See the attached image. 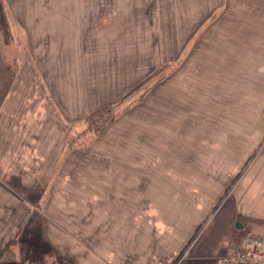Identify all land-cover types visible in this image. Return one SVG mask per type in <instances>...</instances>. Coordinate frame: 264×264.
<instances>
[{
  "label": "rangeland",
  "instance_id": "374dc122",
  "mask_svg": "<svg viewBox=\"0 0 264 264\" xmlns=\"http://www.w3.org/2000/svg\"><path fill=\"white\" fill-rule=\"evenodd\" d=\"M13 1L14 7L10 10L5 0H0V100L10 91L14 93L10 87L15 85L17 78L26 82L25 73H21L18 67L16 69V64L25 58L28 61L27 33L34 39L35 50L41 51L43 46L48 50L47 43L41 41L42 37H48L51 38V54L59 49L82 51L79 68H83L84 85L97 91L96 95L82 91L84 97L96 101L93 104L96 107L93 106L87 115L74 122L60 120L59 131L64 134L57 154L51 155L53 166L65 160L89 163L88 151L96 137L105 136L106 141L115 145L123 138L114 131L123 129L132 135H147L151 144L154 143L153 137L160 132H180L184 137L186 133H195V140H198L195 147L202 148V154L198 152L196 157L209 166L214 162L218 167L212 171L219 177L225 171L231 173L232 168H220L218 164L233 167L241 163L244 166L241 174L251 162L264 155V63L260 65L259 73H254L256 67L251 66L257 61L253 58L256 51L264 54V0H228V9L221 7L218 11L217 8L198 9L192 5L203 0H67L66 10H63V0ZM97 1L104 5L110 3L107 8L100 4L96 9L93 3ZM42 4H48L49 9H42ZM158 5L163 8L151 10ZM135 6L142 7V10L135 11L138 8ZM143 14L147 16L143 17ZM163 50L169 51L168 59L154 65ZM145 52L152 53L153 60H147V68L151 70L138 79L140 73L132 60ZM115 54L129 64L125 76L130 85L121 89L120 95L114 88L113 71L109 72L106 64L107 59L117 60ZM53 60L54 57L50 62ZM250 67L254 68L253 73ZM232 71L243 73L237 77ZM139 83L142 85L135 89ZM29 107V113L33 112V107ZM235 107L242 115V122L237 123L229 115ZM51 109L53 127L56 110ZM208 129L219 131L215 137H206L202 144V131ZM129 146L135 148L132 139ZM150 147L148 145V149ZM204 147L207 151L203 150ZM76 151L82 154L73 155ZM161 155L169 156L168 153ZM150 160L147 159L144 178L148 185L139 183L138 172L144 170H140L143 165L135 156L130 178L114 172L116 185L120 188L116 194L125 199L120 203L115 201L112 208L107 209L113 216V225L107 226L108 229L105 227L110 231L107 235L112 238V243L102 252L116 260L122 251L119 249L121 245L126 253L130 248L129 255L133 252L140 255L141 263L152 262L149 254L158 252L162 256H158L155 262L159 263L168 261L175 247L179 246L170 264H223V258L229 252L219 259L220 242L225 238L223 231L229 225L238 228L231 223V201H226L224 194L231 192L238 178L232 183L228 181L230 187L203 222L193 228L188 224L180 225L178 238L171 240L172 222L177 220L176 217L181 222L182 218L175 216L174 212L166 215V205L154 202L157 171ZM201 172L211 173L210 169ZM186 197L190 199L188 195ZM186 197L180 203V214L186 210ZM190 220L196 224L198 218ZM61 224L52 222L46 214L44 217L35 215L31 223L32 234H21L10 241L9 252L1 255L0 262L9 257L12 260L2 264H74L73 257L58 250L42 236L41 230L55 231L61 236V245L73 248L77 245L88 251L92 248L91 244L89 246L90 235L86 226L83 234L80 228L76 233L72 222L69 233H65ZM244 234V241L240 239L235 243L240 248L243 242L260 238L252 231ZM154 244L159 248L155 252ZM204 244L212 249L213 257L196 259L195 256L206 247ZM100 245L105 246L104 243ZM146 245L152 249H143Z\"/></svg>",
  "mask_w": 264,
  "mask_h": 264
},
{
  "label": "crops",
  "instance_id": "0c3cea01",
  "mask_svg": "<svg viewBox=\"0 0 264 264\" xmlns=\"http://www.w3.org/2000/svg\"><path fill=\"white\" fill-rule=\"evenodd\" d=\"M205 1H197V4L193 3L192 5L199 7L198 9L217 8V11L221 7L225 10L228 9V0H207L206 5ZM5 2L12 10L14 1L12 0L11 3L10 0H5ZM63 2V10H66L68 8L67 0H63ZM220 2L223 4L217 7L212 5H217ZM109 3L104 5L97 1L93 3V7L97 9L100 4H103L107 8ZM186 3L189 4L188 1ZM49 7L48 4H42V9H49ZM135 7H138L135 8V11L142 10L140 6ZM71 8L75 9L74 6ZM161 8H163L162 5H158V8L151 10ZM135 15L138 16L137 13ZM144 16L147 15L143 14ZM27 37L28 61L25 58L16 64V69L18 67L21 73H25L26 82L17 78L14 81L15 85L10 87L14 93L10 91L0 100V261L2 254H8L7 247L10 241L21 234L26 236L32 234L31 223L34 216L44 217L46 214L52 222L57 224L62 222L60 226L64 227L65 233H69L72 222L75 224L76 233H78L77 228H80V233L83 234L84 227H87V234L90 235L89 246L92 245V248H88L89 251L77 245L75 248L71 245H61V236L55 231L52 232L47 228L41 230L42 236L48 238L49 242L54 244L58 250L73 257L74 264H170V260H173V256L179 251V246L175 247L172 257L167 258L168 261L159 263H156L155 259L162 255L155 252V250H159L155 244V253L149 254V259L152 262L141 263L140 255L137 256L135 252L129 255L130 248H127L128 253H126L121 245L119 249L122 251L116 260L102 252L107 249L109 243H112V238L107 235L110 233L107 231V226L113 225L111 218L113 216H110L107 209H111L112 203L115 201L120 203L125 199L116 194V191L120 192V188L116 185L117 178H114V172L116 175L123 173V177L130 178L131 169H134V166L132 167L134 156L143 165V167L140 166V170L143 168L144 172H138L140 185L149 184H145L144 179L149 158L154 167L151 166L157 171L155 172L156 177H154L156 182L154 183V202L157 201L162 206L166 205L164 211L166 215L168 212H174L175 216L182 218L181 222L177 217V220L172 222L171 240L178 238L180 225L188 224L193 228L194 225L196 227L203 222L216 203L221 200L224 191L226 193L227 188L231 185L229 183H232L235 178L238 179L230 190L231 192L224 194V199L226 201L230 199L233 216L231 223H235L239 227L231 228L229 225L223 231L225 238L220 242L222 251L219 259L229 250L240 248L235 243L240 239V241H244L245 231H252L257 237H260L259 239L264 240V155H260L251 162L241 174L239 173L244 167L241 163L233 167L218 164L220 168H234L230 169L231 173L228 174L225 171L223 176L219 177L218 173L212 171L218 167L214 162H210L209 166V163L200 161L196 157V153L202 154V148L195 147V144L198 145L195 133H186L184 137L180 132H170L169 130L160 132L153 137L154 143L151 144L146 138L147 135H132L128 130L123 129L114 131L120 138H123L122 141H116L115 145L106 141L105 136L98 135L88 151L89 163L65 160L63 163L58 162L56 166H53L51 155L57 154L64 134L59 131L60 120L67 123L74 122L87 115L90 110L96 107L93 105L96 101L92 97H84L85 94L82 91H89L94 95L97 94V91L95 88L88 89L84 85L86 83L83 68H79L82 51L68 52L66 49H59L51 54V38L48 37L46 39L42 37L41 40L43 43H47L48 50L44 46L41 51L35 50L34 44H32L34 39L28 33ZM74 45L77 47V43L74 42ZM256 52L253 58H256L257 61L251 64L256 67V70L250 67L251 73L253 70L254 73H259L258 69L264 63V54L260 55L259 51ZM169 55V51L163 50L161 54H158L154 65L161 64L164 59H168ZM115 56L117 60L107 59L106 64L109 72L113 71L116 83L114 88L120 95V92L123 91L121 89L130 85L125 76L129 64L127 61L124 62V58L118 59L117 54ZM52 57L54 60L50 62ZM148 59L153 60L152 53L145 52L142 56L132 60L137 64V73H140L137 76L138 79L151 70L150 67L147 68ZM232 72L235 73L234 75L237 74V77L243 73ZM176 79L179 80L177 75ZM125 82L127 84H124ZM237 96L243 98V96ZM29 106L33 107V112L29 113ZM51 107L56 110L53 127L51 126V114L54 113H51ZM229 115L237 123L242 122V115L236 111V107ZM217 131L219 130H203L202 144L206 137H215ZM245 137L249 138L246 135ZM131 139L135 145L134 149L129 146ZM148 145L151 146L149 149ZM203 150L207 151L205 147ZM253 151L254 149L251 150V153ZM163 153H168L169 156L163 157L161 155ZM72 154L82 153L76 151ZM179 158L185 161H180ZM203 169H210L211 173L201 172ZM121 191L124 192L125 189ZM186 195L190 197L189 200ZM185 197L188 204H186V210L180 214V203L185 200ZM150 198L152 200V197ZM124 207L128 208L125 205ZM145 207H147L146 204ZM194 217L198 218L196 224L193 220ZM42 224L44 225V222ZM191 227L190 230H192ZM22 239L21 237L20 242ZM247 242L249 241L243 242V246ZM103 243L105 246L100 245ZM206 245L204 244V247ZM210 246H212L211 243ZM143 249L151 250L152 248L146 245ZM195 257L208 260L213 257V251L209 246H206ZM11 260L9 257H5L0 263Z\"/></svg>",
  "mask_w": 264,
  "mask_h": 264
},
{
  "label": "built area",
  "instance_id": "2783aa9c",
  "mask_svg": "<svg viewBox=\"0 0 264 264\" xmlns=\"http://www.w3.org/2000/svg\"><path fill=\"white\" fill-rule=\"evenodd\" d=\"M223 264H264V240L255 238L242 248L229 250Z\"/></svg>",
  "mask_w": 264,
  "mask_h": 264
},
{
  "label": "trees",
  "instance_id": "16d2710c",
  "mask_svg": "<svg viewBox=\"0 0 264 264\" xmlns=\"http://www.w3.org/2000/svg\"><path fill=\"white\" fill-rule=\"evenodd\" d=\"M141 85H142V83H139V84L135 87V89L139 88ZM251 157H253V155H252ZM250 159H251V158H249V160H250Z\"/></svg>",
  "mask_w": 264,
  "mask_h": 264
},
{
  "label": "water",
  "instance_id": "95a60500",
  "mask_svg": "<svg viewBox=\"0 0 264 264\" xmlns=\"http://www.w3.org/2000/svg\"><path fill=\"white\" fill-rule=\"evenodd\" d=\"M237 227H239V226L237 225Z\"/></svg>",
  "mask_w": 264,
  "mask_h": 264
}]
</instances>
